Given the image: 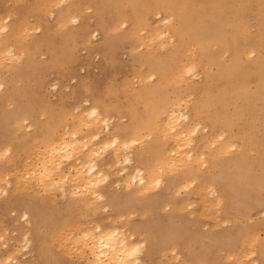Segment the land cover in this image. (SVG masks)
I'll list each match as a JSON object with an SVG mask.
<instances>
[{"label":"rangeland","instance_id":"374dc122","mask_svg":"<svg viewBox=\"0 0 264 264\" xmlns=\"http://www.w3.org/2000/svg\"><path fill=\"white\" fill-rule=\"evenodd\" d=\"M56 1L0 0V24L7 21L8 29L22 31L18 39L14 35L9 36L2 44L4 50L14 51V56L6 55L4 50L0 52V150L9 147L10 151L5 156L6 160L0 159V187L4 186L8 190L0 197V258L14 256L20 264H86L89 257L78 256L80 248L72 241L82 230L94 229L96 224L101 227L116 226L126 235L133 236L134 241L143 243L140 258L146 264H253L252 261L254 264H264V188L255 190L249 187V194L243 203L234 201L228 194L225 198L221 196L222 202L218 204L215 202L216 198L213 200L211 196L222 194V184L211 181L203 184L189 174L178 177L175 181L176 185H179L186 184L188 180L192 183L191 187L187 181L189 189L177 186L178 189L174 184L167 185L170 176L164 175L160 187L146 192H135L133 187H124L123 178L117 172L123 164L113 163L111 157L106 159L110 155L109 151L104 153L109 166H100L108 174V179L99 186V192L103 195L100 200L88 193L82 196L84 198L81 197L80 201L68 193L61 197L57 188L51 190V193L50 190L38 186L33 178L30 179V169L27 170L25 165L29 161L28 168L32 166L35 153L32 142L35 144L44 132L50 131L53 137L64 132L71 127L72 120L89 106H97L101 115L109 117L110 128L113 130L117 124L127 122L128 116L124 106H131L138 114L152 108L150 101L140 95L142 87L154 90L150 93L153 100L160 101L166 97L167 99L163 100L171 102L177 96L182 97L176 111H188V121L185 123L187 125L198 121L206 125V130L201 129L199 132L209 131L215 134L223 131L225 126L229 127L232 131L229 142L240 145L237 147L236 144V149H241V139L237 135L240 128L244 130L243 126L248 124L247 122L251 126V115L247 114L245 117L244 113L238 119L237 106L233 102L228 107L230 114L232 113L231 119H227L223 126H208L206 121L196 116L194 110L193 102L199 99V96L205 95L209 74H214L216 63L228 60L230 64L233 63L230 59L233 52L229 42L230 36H223V43L219 47L212 48V45H208L207 50L201 49V44L196 45L191 40L175 47L170 38L166 39L167 36L160 40L150 36L156 27L166 31L164 26L161 27V21H156L159 20L156 9L148 13L146 25L142 26L143 32L139 30L141 36H130L127 34L128 20L123 26L122 18L116 17L113 7H102V0H68L66 3L57 4ZM235 1L237 6L239 1ZM246 1L243 11L234 17L235 20L241 15L239 33L245 36H235V42H244L243 47L248 52L255 47L257 51L249 52V57H254L264 54V36H260V32H264V7L256 0ZM63 8L67 9L66 13H61ZM208 8V5L193 4L187 7L184 14L205 18ZM160 13L161 16L166 15ZM62 14L67 15L61 16ZM225 16L227 20L233 18L230 12H226ZM71 17L76 20L72 22ZM155 21L158 24H154ZM152 23L156 27L153 28ZM7 35L8 32L2 34ZM147 40L150 45L145 47L142 41L146 43ZM181 61L186 64L196 62L195 75H185L184 81H170L168 78H173L174 73L173 70H168L162 84H159L158 70L173 67L176 70L180 64H185ZM242 61L246 62L245 56ZM149 72L154 74V78L144 80V76ZM257 77L255 70H245L238 74L236 79L244 80L249 87L254 88ZM214 83L216 84L211 80V90L221 88L224 79L220 78ZM85 100L88 104L84 103ZM246 112L249 113V110ZM112 116L115 117L112 119ZM163 117L161 114V119ZM254 126L258 140L264 142V131L261 130L260 122L255 120ZM143 140L146 144L152 142V134L144 136ZM165 141L164 144L157 141L148 145H158L157 151L163 153L174 146L170 138ZM250 148L253 149L252 152L247 153L253 157L255 148L252 145L247 146V150ZM192 149L203 153L209 150L197 147L195 140ZM138 150L139 147L132 149V165L142 167L144 164L135 160ZM228 154L225 153L224 156ZM127 167L129 168V165ZM253 167L257 170L255 164ZM8 170L11 174L13 170L17 172H14V175L9 173L10 184L6 186L3 180L5 181ZM5 172L7 175H4ZM18 176L19 181L15 184ZM24 180L29 181L26 183ZM201 184L202 190L195 189ZM207 185L213 187L207 188ZM72 187L66 185L65 188L69 190ZM207 189L211 190L210 193L206 192ZM206 198H210V201H206ZM203 200L207 203L209 201V205L204 204ZM181 205L184 207L180 208ZM202 205H206L208 209ZM219 205H222L220 209ZM66 234H70L67 241ZM254 235L256 240L249 239L256 241L250 242L251 250L250 243H241V238L252 236L250 238L254 239ZM53 236L55 238L52 240ZM21 245L24 247L21 248ZM248 249L253 252L251 255ZM241 251H246V255L242 256ZM12 263L15 264V261Z\"/></svg>","mask_w":264,"mask_h":264},{"label":"bare ground","instance_id":"6f19581e","mask_svg":"<svg viewBox=\"0 0 264 264\" xmlns=\"http://www.w3.org/2000/svg\"><path fill=\"white\" fill-rule=\"evenodd\" d=\"M67 1L68 0H57L56 4L66 3ZM238 1L239 4L237 3L236 6L235 0H102V7H113V13L116 15V17H118V19L122 18L123 26H125L124 22L128 20L129 27L127 30V34L130 36H141L139 35V30L143 32L142 26L146 25L148 13L152 9H156L157 19L159 18V20L156 21H161V27L164 26L167 32L161 30V27L159 28L160 30L156 29L157 27L154 26V24H158L159 22L157 23L155 21L154 24L152 23V25L153 28H156H154V31L151 29L153 33L151 32L150 36H152L153 39L156 38L159 40L167 36L166 39L170 38L175 47L180 46L183 42L191 40L194 41L196 45L201 44V49L207 50L208 45H212V48H214L215 46L219 47L223 43V36H230L229 42L230 46L233 49L232 55H230V59L233 60V63L230 64L229 60L227 62L219 61L218 63H216L217 67L214 74H209V82L205 90V95L199 96L200 98L193 102V105L196 116L201 117L204 122L206 121L208 123V126L209 124H219L220 126H223L224 122L227 121V119H231L230 115L232 113L230 114L228 107H230L232 102L233 104L236 103L235 106H237L236 113L238 114V119H240L241 115H244V113L245 117L247 114H250L251 116L249 118V121L251 126H249V122H247L248 124L243 126L244 130L240 128V132L239 134H237L241 139L240 150L239 148L236 149L237 143L235 144L229 142L230 138L232 137V131L231 129H228L229 127L226 128L225 126L223 131H219L220 133L215 134L210 133L209 131L208 133L199 132L201 129L206 130V125H202L200 121L193 122L192 124L187 125L185 123L188 121V111L185 110L184 112L180 109L176 111V109L179 107L182 97L177 96L173 101L171 100V102L163 100L167 99L166 97L161 98L162 100L160 101L153 100L150 97V93H152V91L154 90H149L146 87H142L140 95L146 97L147 101H150L152 108L143 112V114H138V112L134 108L132 109L131 106H124L126 108L125 114L128 116L127 122L125 124H117L113 128V130H111L110 128V118L101 115L100 110L97 106H89L85 111L79 113V116H76V118L72 120L71 127L69 129H65V131L63 130L64 132L56 135L55 137H53V134L50 131L44 132L39 140L35 142V144L34 142H32L35 147L33 148L35 153L32 152L34 153V162L31 163V168H28L27 166L30 164L29 161H27L28 163L27 165H25V168L27 170L30 169L28 170L30 171V179L33 178L34 182L37 183L38 186L42 187L43 189L50 190V192L51 190H55L57 188L61 192V197L68 193L69 196L77 198V200L80 201L81 197L88 193V195H90L91 197H96V200H100L103 198V195H101V193L99 192V186L108 179V174H106L100 168V166L108 165L109 161L106 159H110L111 157V161L113 163H117L118 165L123 164V166L117 172L123 178L124 187H133L135 192H146L156 187H160L164 175L170 176L168 178L169 182L167 185H176V178L185 177L189 174L202 181L203 184L206 181L219 182L222 184H220L222 187L220 189L222 194H219L216 197L211 196V199L214 198L213 200H215L216 198L215 202L218 204L220 203V201L222 202V197L225 198L226 196H228V194L232 196L231 199H233L234 201L243 203L246 199L245 197L249 194V187L254 188L255 190L263 189L264 142L258 140V134L256 132V127L254 126V124L255 120H258L261 124V130L264 131V54L261 53L259 55H255L254 57H249V52L252 53L253 50L257 51L255 47H253V50H250L248 52L243 47L244 42L240 44L235 42V36L241 35V33H239L241 29V15L236 17L235 20L234 17L237 13L243 11V5H245L247 2L246 0ZM256 1L259 2L260 6L264 7V0ZM193 4L209 6L205 18L184 14L187 7L192 6ZM66 8H63L61 10V13H66ZM160 12H163L166 15L161 16ZM226 12H230L233 14V18L231 20H227L225 16ZM66 15L67 14H62L61 16ZM6 16L10 18L9 15ZM70 19L72 22L76 20L75 17H71ZM6 23L7 21L4 24H0V52L4 50L2 44L8 39V37L14 35L15 38H17L21 31V29L20 31H15L13 30V28L8 29V25ZM120 25L121 24H119V26ZM3 32H8V35L2 36ZM241 36L245 35L243 34ZM260 36H264V32H260ZM152 37L149 39L150 41ZM149 40H147L146 42L148 44L142 41V44H144L143 46H149ZM160 43H162V41ZM163 43H166L165 40L163 41ZM259 43L260 42H258V44ZM5 47L7 46L5 45ZM150 50L152 52V50L154 49L151 48ZM185 50L187 49L185 48ZM189 50L190 48H188V51ZM4 51L8 56L15 55V53H12L14 51H12L11 49ZM186 54H188V52ZM244 56L246 57V62L242 61V58ZM183 63H185V61ZM192 63L180 64L179 68H177L178 70H174V67L169 69L160 68L158 70L159 84H162V79L168 70H173L172 73H174L172 75L173 78L169 76L171 74L168 75L170 77L168 78L170 81L172 79L175 81L179 79L180 81L185 77V75L194 76L197 71V65L196 62L195 64ZM245 70H255L256 75H258L254 88L249 87L244 80L236 79V76ZM153 78L154 74L152 72H149L144 76V80H152ZM220 78L224 79L223 85H219L221 88L218 89L213 87L214 89L211 90V80H213V84H216L214 82H216ZM1 88L2 84L0 82V89ZM84 103L88 104L87 100H85ZM246 110H249V113H247ZM161 114L164 115L163 119H161ZM158 116L160 117L158 118ZM113 117L115 116H112V119ZM112 132L115 133L111 134ZM198 132L199 136L198 138H196L195 136L198 134ZM155 133L158 135L159 139H157V135ZM151 134L153 136V140L152 142L146 144L143 140L144 136L148 137ZM168 138L173 141L174 146L172 149L170 148L163 153H160L159 150L157 151L158 145H153L152 147L148 145L157 143V141L159 142V144H164L166 143L165 140H167ZM194 140L197 141V147L203 149L208 148V152L203 153V151H194L192 149ZM238 145L239 144H237V147ZM249 145H252L255 148L256 153L253 157L248 156L247 152H252L253 150L251 148L250 150H247V146ZM135 147H139L135 160H137V162L143 163L144 165L142 167L132 165V149ZM8 148L0 150V159L3 158L4 160H6L5 156L10 153ZM106 151L110 152V155L107 158L104 154ZM225 153L229 154L224 156ZM254 164L257 170L254 169ZM127 165H129L130 171ZM13 171L17 172L15 170ZM9 173L10 172L8 170V175ZM4 175H7V173ZM8 175L5 176L7 180H3L6 186L10 184V175ZM5 177H3V179ZM19 178L20 177L18 176L16 183L14 182L15 184H17ZM29 180H27V182ZM24 181L26 182V180ZM187 181V185L184 183H180L179 185L177 184L176 187L178 186L179 188L183 187L185 189H189L192 183L188 181L190 183L189 186V183ZM203 184L195 187V189L202 190ZM66 185H68V187H73L67 190L65 188ZM212 187V185H207V188ZM6 191L8 190H6L4 186L0 187V197L2 194H5ZM210 191H208L207 189L206 192L210 193ZM209 199L206 198V201ZM203 201L204 204H208L210 200L208 201V203L205 202V200ZM217 205L215 206L217 207ZM182 206L183 205H181L180 208ZM204 206V208H207L206 205ZM220 206L222 205H219V209ZM192 213L194 212L192 211ZM23 214L24 213H22V215ZM220 222H222V219ZM225 222L228 223L229 221L226 220ZM94 225V229H84V227L79 226L84 230L75 235L72 241L74 242V245H78V247L80 248V251H78V256L85 255L86 257H89L86 264H146L140 258V254L144 247L143 243L134 241L133 236L126 235L124 231H122L120 228L118 229L116 226L101 227L100 225ZM65 232L66 230L64 231V233ZM68 232L71 231L68 230ZM70 234L65 235L66 241L68 235ZM72 236L70 237L72 238ZM60 237L57 238L60 239ZM247 237L241 238V243H247V245H249L248 242L256 243V241H252L256 240L255 235L254 239ZM54 238L55 236H53L52 240ZM249 239L252 240L250 241ZM252 243H250L251 246L249 248L251 250ZM24 245H21L20 247L22 248L24 247ZM133 249H136V251L133 252ZM173 249L174 248H172L171 250L173 251ZM249 249L247 251H249L251 255L253 252ZM171 250L170 252H172ZM80 252L81 254H79ZM241 252H243L241 254L242 256L246 255V251ZM241 255L240 257H242ZM239 260L241 261L240 258ZM13 261H15V264H20V262H17L15 260L14 256L7 255L0 258V264H13ZM179 263L182 264V262ZM252 263L254 264L253 261Z\"/></svg>","mask_w":264,"mask_h":264},{"label":"snow or ice","instance_id":"6c2138e0","mask_svg":"<svg viewBox=\"0 0 264 264\" xmlns=\"http://www.w3.org/2000/svg\"><path fill=\"white\" fill-rule=\"evenodd\" d=\"M132 251H133V252H135V251H136V249H133Z\"/></svg>","mask_w":264,"mask_h":264}]
</instances>
